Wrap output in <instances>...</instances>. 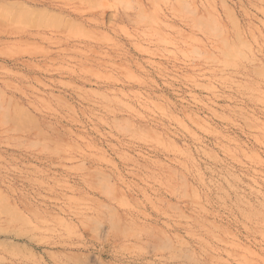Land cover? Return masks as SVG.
Returning a JSON list of instances; mask_svg holds the SVG:
<instances>
[{
    "label": "rangeland",
    "instance_id": "1",
    "mask_svg": "<svg viewBox=\"0 0 264 264\" xmlns=\"http://www.w3.org/2000/svg\"><path fill=\"white\" fill-rule=\"evenodd\" d=\"M0 264H264V0H0Z\"/></svg>",
    "mask_w": 264,
    "mask_h": 264
},
{
    "label": "bare ground",
    "instance_id": "2",
    "mask_svg": "<svg viewBox=\"0 0 264 264\" xmlns=\"http://www.w3.org/2000/svg\"><path fill=\"white\" fill-rule=\"evenodd\" d=\"M8 36V35H7ZM24 37V36H23ZM7 38V37H6Z\"/></svg>",
    "mask_w": 264,
    "mask_h": 264
}]
</instances>
